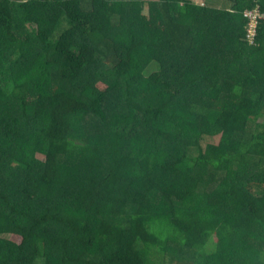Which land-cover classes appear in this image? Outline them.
Instances as JSON below:
<instances>
[{"label":"trees","instance_id":"16d2710c","mask_svg":"<svg viewBox=\"0 0 264 264\" xmlns=\"http://www.w3.org/2000/svg\"><path fill=\"white\" fill-rule=\"evenodd\" d=\"M255 7L0 0V264H264Z\"/></svg>","mask_w":264,"mask_h":264},{"label":"built area","instance_id":"2783aa9c","mask_svg":"<svg viewBox=\"0 0 264 264\" xmlns=\"http://www.w3.org/2000/svg\"><path fill=\"white\" fill-rule=\"evenodd\" d=\"M249 14V31L250 34H254L257 26H258V22L260 19L264 20V12H261L258 7H255L254 9H251L248 11Z\"/></svg>","mask_w":264,"mask_h":264},{"label":"rangeland","instance_id":"374dc122","mask_svg":"<svg viewBox=\"0 0 264 264\" xmlns=\"http://www.w3.org/2000/svg\"><path fill=\"white\" fill-rule=\"evenodd\" d=\"M196 2H198V3H202V2H204V0H195ZM218 6H220V4H218ZM153 69H151V71H152Z\"/></svg>","mask_w":264,"mask_h":264}]
</instances>
